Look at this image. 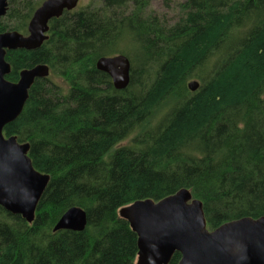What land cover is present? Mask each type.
Returning <instances> with one entry per match:
<instances>
[{"label": "trees", "instance_id": "1", "mask_svg": "<svg viewBox=\"0 0 264 264\" xmlns=\"http://www.w3.org/2000/svg\"><path fill=\"white\" fill-rule=\"evenodd\" d=\"M40 1L9 0L0 33L25 34ZM149 1L77 6L49 21L40 48L7 51L10 82L49 70L3 129L49 182L31 223L0 207V264H135L137 237L118 211L181 189L209 230L264 217V0H183L172 24L146 15ZM122 43L138 52L118 91L95 63ZM72 207L84 231L54 233Z\"/></svg>", "mask_w": 264, "mask_h": 264}, {"label": "water", "instance_id": "2", "mask_svg": "<svg viewBox=\"0 0 264 264\" xmlns=\"http://www.w3.org/2000/svg\"><path fill=\"white\" fill-rule=\"evenodd\" d=\"M9 0H0V19L8 9ZM79 0H44L33 12L27 35L17 31L0 33V207L31 223L36 206L49 182V176L37 172L27 156L28 143L5 137L4 127L21 114L35 80L49 75L45 65L20 71L18 80L6 76L10 65L7 51H32L47 40L48 23L70 12ZM95 68L106 74L115 90H124L130 82V62L123 55L103 56ZM199 83L191 80L187 89L195 92ZM137 237L135 264H169L175 253L178 264H264V217L241 218L224 223L214 230L206 227L202 204L181 189L158 202L135 201L118 211ZM86 215L77 207L69 208L55 223L52 231L82 232Z\"/></svg>", "mask_w": 264, "mask_h": 264}, {"label": "rangeland", "instance_id": "3", "mask_svg": "<svg viewBox=\"0 0 264 264\" xmlns=\"http://www.w3.org/2000/svg\"><path fill=\"white\" fill-rule=\"evenodd\" d=\"M42 1H40V3H42ZM182 1L183 0H150L148 9L145 11L146 15H150V14L155 15L164 22L172 24L179 17L178 4H180ZM90 3H92L94 6L95 5L98 6V3L97 2L95 3V0H79L78 7L83 8L89 5ZM23 35H27V32ZM137 52H138L137 47H135L134 45L132 46L130 43L129 44L122 43L120 44V46L116 48L114 55L123 54L129 60H132L133 58L136 57ZM53 81L55 84L59 86L62 87L66 86L64 82L58 78H54ZM164 107L165 105L163 104L161 106L162 109L160 111H163ZM127 143L128 141L122 142L118 145V147L125 146Z\"/></svg>", "mask_w": 264, "mask_h": 264}, {"label": "flooded vegetation", "instance_id": "4", "mask_svg": "<svg viewBox=\"0 0 264 264\" xmlns=\"http://www.w3.org/2000/svg\"><path fill=\"white\" fill-rule=\"evenodd\" d=\"M43 1H44V0H43ZM43 1H42V2H43ZM40 5H41V4H40ZM75 9H76V8H75Z\"/></svg>", "mask_w": 264, "mask_h": 264}]
</instances>
